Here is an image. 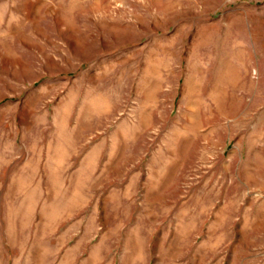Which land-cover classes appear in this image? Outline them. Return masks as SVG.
<instances>
[{
	"label": "rangeland",
	"instance_id": "1",
	"mask_svg": "<svg viewBox=\"0 0 264 264\" xmlns=\"http://www.w3.org/2000/svg\"><path fill=\"white\" fill-rule=\"evenodd\" d=\"M0 264H264V0H0Z\"/></svg>",
	"mask_w": 264,
	"mask_h": 264
}]
</instances>
